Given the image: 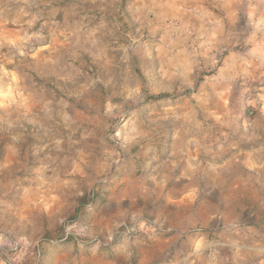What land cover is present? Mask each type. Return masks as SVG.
I'll return each instance as SVG.
<instances>
[{"label":"clouds","instance_id":"1","mask_svg":"<svg viewBox=\"0 0 264 264\" xmlns=\"http://www.w3.org/2000/svg\"><path fill=\"white\" fill-rule=\"evenodd\" d=\"M0 264H264V0H0Z\"/></svg>","mask_w":264,"mask_h":264}]
</instances>
